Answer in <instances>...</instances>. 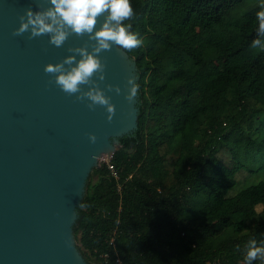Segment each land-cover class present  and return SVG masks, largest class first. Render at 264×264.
I'll use <instances>...</instances> for the list:
<instances>
[{"label":"trees","instance_id":"trees-1","mask_svg":"<svg viewBox=\"0 0 264 264\" xmlns=\"http://www.w3.org/2000/svg\"><path fill=\"white\" fill-rule=\"evenodd\" d=\"M242 1L131 0L137 128L118 138V179L89 175L73 225L87 264H244L264 245V5L229 16Z\"/></svg>","mask_w":264,"mask_h":264},{"label":"water","instance_id":"water-1","mask_svg":"<svg viewBox=\"0 0 264 264\" xmlns=\"http://www.w3.org/2000/svg\"><path fill=\"white\" fill-rule=\"evenodd\" d=\"M47 6L46 0H0V264H87L73 225L89 175L104 153L112 157L119 137L137 128L139 96L131 104L125 99L128 79H137L128 53L113 46L101 54L107 67L100 87L115 105L109 122L104 107L89 110L44 71L86 36L72 35L63 47L47 35L13 36L25 9Z\"/></svg>","mask_w":264,"mask_h":264},{"label":"clouds","instance_id":"clouds-1","mask_svg":"<svg viewBox=\"0 0 264 264\" xmlns=\"http://www.w3.org/2000/svg\"><path fill=\"white\" fill-rule=\"evenodd\" d=\"M47 7L33 10L25 9L19 16V27L13 36L29 33L34 39L42 35L49 37V43L63 47L70 36L87 37L82 46L69 47L71 53L59 62L48 63L44 71L50 74V83L55 84L68 96L85 102L89 110L102 106L108 113L109 122L115 115V105L100 83L105 80L106 61L101 54L113 46L124 53H134L145 46L138 33L131 31L136 12L131 0H46ZM101 18H103L101 20ZM99 25V26H98ZM257 38L252 47L264 51V10L256 14ZM79 57V58H77ZM95 78V79H94ZM130 86L125 99L131 104L137 97L139 86L133 78L128 79ZM87 86V90H85ZM107 91L121 93L119 86H106ZM89 141L95 143V134H88ZM244 264H264V245H257L255 239L248 241L244 253Z\"/></svg>","mask_w":264,"mask_h":264},{"label":"rangeland","instance_id":"rangeland-1","mask_svg":"<svg viewBox=\"0 0 264 264\" xmlns=\"http://www.w3.org/2000/svg\"><path fill=\"white\" fill-rule=\"evenodd\" d=\"M264 5V0H243L229 11V16L235 17L247 11H255ZM102 156H106L104 153Z\"/></svg>","mask_w":264,"mask_h":264},{"label":"built area","instance_id":"built-area-1","mask_svg":"<svg viewBox=\"0 0 264 264\" xmlns=\"http://www.w3.org/2000/svg\"><path fill=\"white\" fill-rule=\"evenodd\" d=\"M104 163L107 166V169L109 170L110 174L115 178L118 179V175H117V170L114 167V165L111 162V157L110 156H102L99 159V164ZM117 190L120 191V185H117ZM110 242H112V239L110 240ZM104 256H107V254H104ZM114 264H123V262L121 261V259L119 258V256H115L114 257Z\"/></svg>","mask_w":264,"mask_h":264}]
</instances>
